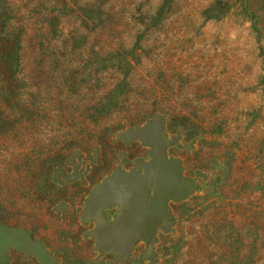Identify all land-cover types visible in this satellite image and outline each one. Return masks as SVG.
Here are the masks:
<instances>
[{
    "label": "rangeland",
    "instance_id": "rangeland-1",
    "mask_svg": "<svg viewBox=\"0 0 264 264\" xmlns=\"http://www.w3.org/2000/svg\"><path fill=\"white\" fill-rule=\"evenodd\" d=\"M1 20L0 264H264V0H0Z\"/></svg>",
    "mask_w": 264,
    "mask_h": 264
},
{
    "label": "trees",
    "instance_id": "trees-1",
    "mask_svg": "<svg viewBox=\"0 0 264 264\" xmlns=\"http://www.w3.org/2000/svg\"><path fill=\"white\" fill-rule=\"evenodd\" d=\"M4 21L1 20L0 30L4 29ZM9 31L8 29L3 35H0V80H4L5 83L0 88L10 94V91H12L11 85L15 80L14 74L17 72L19 62V37L17 31Z\"/></svg>",
    "mask_w": 264,
    "mask_h": 264
}]
</instances>
